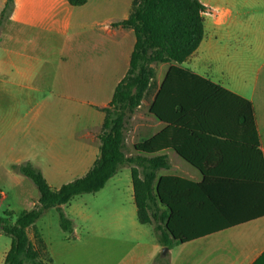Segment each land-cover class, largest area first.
<instances>
[{"label":"crops","instance_id":"1","mask_svg":"<svg viewBox=\"0 0 264 264\" xmlns=\"http://www.w3.org/2000/svg\"><path fill=\"white\" fill-rule=\"evenodd\" d=\"M134 1L88 0L83 6H73L69 0H15L0 38L5 54L4 58L0 55V169L28 163L18 158L13 129L19 119V89L30 87L41 93L52 70L76 73L80 81L66 82L68 87L89 88L92 102L78 105L69 98V106L85 113L86 120V134L74 133V140L83 149L74 167L85 168L83 177L93 168L100 156L103 109L127 75L136 44L133 30L114 25L130 18ZM200 1L207 9L203 13L204 39L197 52L179 67L252 103L264 157V0ZM216 1L223 6L214 5ZM6 3L0 0V15ZM174 66L178 65L153 66V87L127 125L128 157L136 154L137 144L167 129L151 114V108ZM9 87L16 90L15 106L4 118L1 106L9 94L12 97ZM4 121L9 127L5 135ZM169 134L173 147L196 152L199 164L210 174L206 176L174 149L165 152L169 168L158 172V181L163 177L179 180L173 183L171 193L173 227L189 241L174 240L164 254L166 248L159 243L154 226L141 224L137 211V222L111 224L102 239L90 242L91 264H162L164 258L169 264H264V169L248 164L244 157L222 162L216 152L208 154L215 141L194 137L202 133L178 129Z\"/></svg>","mask_w":264,"mask_h":264},{"label":"trees","instance_id":"2","mask_svg":"<svg viewBox=\"0 0 264 264\" xmlns=\"http://www.w3.org/2000/svg\"><path fill=\"white\" fill-rule=\"evenodd\" d=\"M87 1L69 0L73 6H83ZM14 2L7 0L0 17V29L10 18ZM206 10L200 0H135L130 18L114 25L133 30L136 44L127 75L117 86L109 106L103 109L100 156L84 177L59 189H52L41 170L31 163L19 167L21 175L36 185L40 198L36 207L21 212L15 222L11 213L0 217V232L12 241L4 264H45V242L36 229L38 220L47 210L56 208L61 228L72 232L74 223L67 218L63 207L78 196L101 192L124 167L131 168L139 222L154 226L156 237L164 248L170 249L175 241L188 242L189 239L179 235L173 227L175 217L171 214L172 187L179 180L163 177L158 181V172L169 168L165 152L174 149L206 176L210 174L199 164L196 152L173 147L169 133L175 130L202 133L203 136L194 137L215 141L213 151L207 153L216 152L222 162L235 156L237 159L244 157L248 164L264 169L252 103L179 67L197 52L204 39L203 13ZM166 63L178 66L168 72L151 114L166 124L167 129L137 144L136 154L128 157L127 125L153 87L156 76L153 66ZM31 231L35 232L36 243L30 239ZM163 261L162 264H169L166 258Z\"/></svg>","mask_w":264,"mask_h":264},{"label":"rangeland","instance_id":"3","mask_svg":"<svg viewBox=\"0 0 264 264\" xmlns=\"http://www.w3.org/2000/svg\"><path fill=\"white\" fill-rule=\"evenodd\" d=\"M214 5L222 7L223 3L216 1ZM3 28L0 29V38ZM7 45L10 47L11 44ZM0 55L2 58L5 56L1 49ZM47 75L50 78L41 93L30 87L19 89V119L13 129L17 134L18 158L28 163L31 160V164L42 171L48 184L56 189L82 178L85 173V168L74 167V162L83 156V149L74 140V133L77 130L80 136L86 134L85 113L73 110L69 106V98L78 105L90 103L93 99L89 88L66 85V82L78 80L76 73L52 70ZM7 90L12 91V97L9 94V99L1 106L4 118L11 106H15L16 98L14 87ZM8 129L4 121V135L9 133ZM62 149L66 152H61ZM18 167L0 169V217H4L6 212L11 213L14 222L21 212L36 207L40 197L36 185L22 176ZM63 211L74 223V230L70 233L61 228L60 213L56 208L47 210L36 223V229L45 242L43 261L45 264H91V241L102 239L111 224L137 222L129 168H122L117 178L103 191L78 196L64 206ZM30 239L36 243L34 231L30 232ZM11 242L0 232V262Z\"/></svg>","mask_w":264,"mask_h":264},{"label":"water","instance_id":"4","mask_svg":"<svg viewBox=\"0 0 264 264\" xmlns=\"http://www.w3.org/2000/svg\"><path fill=\"white\" fill-rule=\"evenodd\" d=\"M18 170H19V167H18ZM167 251H168V248H166V249L164 250V254H166Z\"/></svg>","mask_w":264,"mask_h":264}]
</instances>
